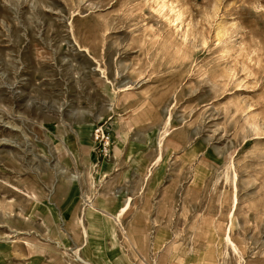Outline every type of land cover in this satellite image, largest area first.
<instances>
[{"label":"rangeland","instance_id":"1","mask_svg":"<svg viewBox=\"0 0 264 264\" xmlns=\"http://www.w3.org/2000/svg\"><path fill=\"white\" fill-rule=\"evenodd\" d=\"M0 264H264V0H0Z\"/></svg>","mask_w":264,"mask_h":264},{"label":"built area","instance_id":"2","mask_svg":"<svg viewBox=\"0 0 264 264\" xmlns=\"http://www.w3.org/2000/svg\"><path fill=\"white\" fill-rule=\"evenodd\" d=\"M102 128L100 129H97L96 130V134L99 136L100 134H103V131L101 130ZM105 148L107 149V146H105ZM107 153V150L105 151Z\"/></svg>","mask_w":264,"mask_h":264},{"label":"bare ground","instance_id":"3","mask_svg":"<svg viewBox=\"0 0 264 264\" xmlns=\"http://www.w3.org/2000/svg\"><path fill=\"white\" fill-rule=\"evenodd\" d=\"M167 122H168V121H167ZM166 125H167V124H166ZM123 210H125V209H123ZM123 210H122V211H123ZM80 222H81V220H80ZM86 234H87V232H85V235H86ZM227 239H228V242L232 243L231 240H230V236H229V234H227ZM231 246H232V245H231Z\"/></svg>","mask_w":264,"mask_h":264}]
</instances>
